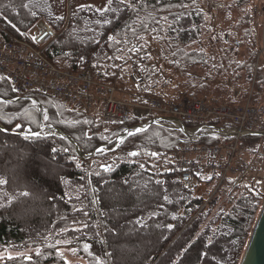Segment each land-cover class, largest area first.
Returning <instances> with one entry per match:
<instances>
[{
    "label": "trees",
    "instance_id": "trees-1",
    "mask_svg": "<svg viewBox=\"0 0 264 264\" xmlns=\"http://www.w3.org/2000/svg\"><path fill=\"white\" fill-rule=\"evenodd\" d=\"M192 1L128 0V7L114 0V11L101 14L86 5L72 10L66 19L54 10L52 0H0V27L29 39V30L45 20L60 32L44 50L46 58L75 72L91 61L93 69L101 73L100 80L117 85L114 79L126 72L119 62L127 59L133 69L141 65L147 32L154 39L165 35L173 51L187 56L183 49L198 40L203 22L198 10L187 7ZM251 62L247 63L248 79L253 73ZM133 91L138 92L135 87ZM183 94L173 97L179 99L186 96ZM145 97L163 95L147 89ZM133 123L104 124L98 111L90 115L75 112L39 93L17 97L9 82L0 77V179L7 181L0 185V247L38 248L40 252L31 255V261L18 256L0 264H64L57 252L69 247L78 249L77 256L86 264H97V260L100 264H239L262 199L255 186L235 189L224 184L204 205L212 186H185L169 158L177 144L187 142L183 134L152 125L115 144L113 140ZM45 125L67 134L84 154L101 145L107 150L83 159L59 135H20L36 133ZM259 140L264 143V136L243 137L240 147L253 155ZM201 142L211 145L218 139L203 137ZM132 151L139 155L130 156ZM101 165L110 170L100 169ZM156 165L161 166L157 171L152 168ZM200 186L207 189L198 194ZM32 190L42 194L41 204L31 213L23 212L22 207L28 205L25 200L33 197ZM21 192L29 195L20 196ZM238 192L240 197L231 201ZM221 203H231V209H222ZM115 207L122 212H114ZM126 227L136 232L131 253L123 248L128 240L122 234ZM63 240L73 243H56ZM84 244L90 246L92 255L83 251Z\"/></svg>",
    "mask_w": 264,
    "mask_h": 264
},
{
    "label": "built area",
    "instance_id": "built-area-1",
    "mask_svg": "<svg viewBox=\"0 0 264 264\" xmlns=\"http://www.w3.org/2000/svg\"><path fill=\"white\" fill-rule=\"evenodd\" d=\"M34 36L38 37L36 42L11 35L0 27V77L10 82L16 94L49 95L87 115L97 108L105 124L138 121L140 124L132 126L133 130L152 120L169 129L190 124L187 131L192 141L179 143L169 156L180 181L187 187L216 186L211 197L224 184L237 187L247 183L253 163L245 160L241 139L264 127V106H255L250 101L213 105L194 96L178 101L118 98L117 87L101 81L91 61L75 72L46 58L44 50L59 36L49 24L38 22ZM136 84L146 91L140 81ZM202 136L217 138L218 142L200 143Z\"/></svg>",
    "mask_w": 264,
    "mask_h": 264
},
{
    "label": "rangeland",
    "instance_id": "rangeland-1",
    "mask_svg": "<svg viewBox=\"0 0 264 264\" xmlns=\"http://www.w3.org/2000/svg\"><path fill=\"white\" fill-rule=\"evenodd\" d=\"M52 5L58 14L65 15L68 19L72 10L86 5L103 9L108 7V0H52ZM187 7L198 10L203 19L198 40L191 42L183 49L187 56H180L181 53H176V49L173 51L170 48L169 41L171 40L165 39V35L154 39L153 35L147 32L143 36L141 65L138 69H133L127 65V59L119 62L122 63L121 66L126 67V72H122L118 79H114V83H117L121 92H127V97L133 96L131 93L134 87L131 83L136 84V81H140L148 91L157 96L163 95L162 98L177 100L173 96L185 93L183 95H193L208 103L226 105L243 104L250 101L253 105L264 106V0H193ZM28 33L32 35L34 27ZM191 51H196L192 58L189 56ZM249 61H254V63L253 73L248 79L246 73ZM132 78L134 82L133 80L131 82ZM129 89L132 90L129 91ZM43 133L52 134L53 132L43 131ZM263 144V140H259L253 155L250 154L251 152L244 153L245 160L252 162L253 165L247 183L241 185L251 189L253 182L254 189L262 197L255 213L251 232L264 203ZM3 148L6 149V145ZM7 149L10 150L8 147ZM16 153L23 155L24 158L27 156L20 150ZM38 161L46 163L43 158H38ZM152 168L157 171L161 166L156 165ZM211 186L214 192L216 186L214 188L213 185ZM233 188L236 189V187ZM206 189L200 186L198 194L205 192ZM32 192L33 197L24 202L28 205L25 208L19 205V209L22 207L23 212L31 213L32 209L41 204L42 194L36 190ZM236 195L232 194L230 200L240 197L241 193L238 192ZM210 198L211 195L205 196L204 203H209ZM233 204L232 202V206ZM230 205L231 203H221L220 207L230 210ZM114 212L120 214L122 210L120 207H115ZM135 233L130 227L122 231L128 239L123 247L127 253H131V247L135 246L133 245L136 240L134 239ZM37 250L38 248H28L21 251L12 247H0V256L5 257L0 260V263L8 261L7 256L9 255L13 257L31 256ZM59 252L62 253L64 261L67 259L69 264H86V261L77 256V253L73 254L66 248H61Z\"/></svg>",
    "mask_w": 264,
    "mask_h": 264
},
{
    "label": "water",
    "instance_id": "water-1",
    "mask_svg": "<svg viewBox=\"0 0 264 264\" xmlns=\"http://www.w3.org/2000/svg\"><path fill=\"white\" fill-rule=\"evenodd\" d=\"M152 125L151 123H148L147 125L143 126L142 129H147L149 126ZM4 131V130H3ZM53 132V135H59L61 136L63 139L69 141L71 144H73V146L75 147L77 153L79 154V156L83 159H87L90 158L92 156H94L98 151L97 149H101L103 148V146L98 147L96 150H94L91 154L89 155H85L82 150L77 146V144L73 141V139L71 137H69L67 134L61 132L60 130L49 126V125H45L43 126L40 131L36 132V133H20V135H33V136H37L34 134H42L41 132ZM182 133L185 135V137H187L188 139H191L192 136L188 133L187 128L182 125ZM255 135H264V132H257L254 133ZM46 135V133L44 134ZM127 135V132L124 133L121 138L123 136ZM119 141V139H118ZM100 169H102L100 167ZM103 170V169H102ZM262 215H264V203L262 206V209L260 211V214L257 218V221L254 225V228L251 232L250 238L248 240V243L246 245L244 254L242 256V259L240 261V264H264V219H262Z\"/></svg>",
    "mask_w": 264,
    "mask_h": 264
},
{
    "label": "snow or ice",
    "instance_id": "snow-or-ice-1",
    "mask_svg": "<svg viewBox=\"0 0 264 264\" xmlns=\"http://www.w3.org/2000/svg\"><path fill=\"white\" fill-rule=\"evenodd\" d=\"M113 2H114V0H108V7H105L103 9H97V11L100 12L101 14H103L104 12L113 10V9H111V5L113 4ZM119 3H121V4H127L128 7H131V4L128 3V0H119ZM45 35H47V34L45 33ZM42 38L43 37H40V39H42ZM31 39L33 40V42H36L37 39H38V37H36V36L33 35L31 37ZM109 39H112V38L109 37ZM44 119L47 120L48 119L47 116H44ZM136 131L137 132H140V131H142V129H137ZM132 134L133 133H131V132L129 133V135H132ZM34 135H37L38 136L39 134L37 133V134H34ZM25 138L27 139L28 137L26 136ZM120 142L122 143L123 140H121ZM97 151L99 153H103L104 152V149H102V148L101 149H97ZM129 155L135 157V156L139 155V152L132 151V152L129 153ZM151 155L152 156H156L157 153H151ZM141 167H143V165H141ZM101 168L104 171H109L110 170V166H108V165H101ZM208 179H211V177H208ZM6 182L7 181H5L3 179H0V185L5 184ZM19 195L20 196H28L29 193L28 192H21V193H19ZM262 219H264V215H262ZM72 231H76V229H72ZM56 243L57 244L63 243L66 246H70V245H72L73 241L72 240H63V241H57ZM89 249H90V246L88 244H84L83 245V251L86 252V253H88L89 255H92V253L89 251ZM68 251L72 252L73 254H76L78 252V249H76L75 247H69L68 248ZM36 254L37 255H40L39 250H37V253ZM57 255H61L62 256V253L58 251L57 252ZM3 259H5V257L4 256H0V260H3ZM7 259L11 260V259H15V257L9 255V256H7ZM25 259L31 261L32 258H31V256H25ZM64 264H69V261L67 259H65ZM97 264H100V261L99 260H97Z\"/></svg>",
    "mask_w": 264,
    "mask_h": 264
}]
</instances>
